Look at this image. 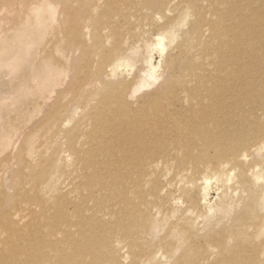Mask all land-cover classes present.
<instances>
[{
	"label": "rangeland",
	"instance_id": "rangeland-1",
	"mask_svg": "<svg viewBox=\"0 0 264 264\" xmlns=\"http://www.w3.org/2000/svg\"><path fill=\"white\" fill-rule=\"evenodd\" d=\"M13 1L15 0H0V132L2 130L7 132V146H0V160L4 154L17 156L23 152L29 161L35 160L36 162L42 155L46 157L52 153L55 154V150L57 152L63 149H66L67 154L71 156L73 152V148L70 147L71 142H75L74 148L87 150L89 147H93V141L88 140L90 136L87 137L91 128L92 132L96 130L95 120L90 112L92 108H95L100 94L106 95L105 87L103 84L94 89H85L84 86H81L79 88L81 91L75 95L73 91H69V88L71 85L76 86L84 81L83 71L85 68L97 70L102 65L112 66L115 64L118 65L115 75L109 74L107 80L127 79L132 81V88L125 91L126 102L145 99V101H150L148 107L161 105L163 108L160 113L161 117L165 113L178 109L183 113L179 117L183 121L190 119L198 121L196 115L202 118L203 114L210 113L213 118H219L223 122L222 126L216 129L211 126L210 122L209 135L217 140L215 149L210 152H200V155L195 153L189 157H187L189 154L188 139L181 137L178 133L180 123L175 125L178 144L171 143L172 151L165 152L168 156L167 159L161 158V163L152 167L159 172L157 173L159 183H167L170 187V193L167 196L165 190L160 193L158 198L161 200L163 195L166 196L171 206L172 203L176 205L177 211L170 219H162L157 216V221L153 222V226L150 225V242L147 240L146 244L153 243L151 240L157 241L165 235L169 222L173 219L178 220L182 214L193 217L191 228L200 229L203 232L215 228L220 219L222 224L228 223L229 217L234 211L237 213L246 207L248 199H243L242 195L235 191L239 185L237 182L240 175L239 167L235 170L236 173L230 176V179H228L229 176H226V172L230 171L236 159L242 154L246 155L243 165L255 161L261 163L264 159V148L260 147L264 144V132L261 130L264 128V110L256 101L259 97L258 84L262 83L260 79L264 76V65H260L258 71H255L259 63L258 60H255L253 65L248 68L246 65L250 63V60L246 57L243 60V63L246 64L243 65L244 68L241 63H228L227 59L231 57L233 49H227V47H224L225 54L216 60L213 52L206 51V47L215 34L213 31L215 30V21L219 20L217 14L210 9V0L203 1L206 8L205 17L201 19L198 26H195L194 22L191 25H183L180 30L181 37L176 40V45L171 47L168 52L157 48L152 40L160 33H164L170 22L183 21L184 14L181 13L186 7L189 9L185 0H171L172 4L169 0H155L154 4H148L147 0L81 1L85 4L83 8L85 12L80 20V29L84 28L85 30V27L90 25V31L99 30L100 44L106 42L110 46L103 50L101 46V51L97 52L98 48H94L91 37L94 34H90V31L88 33L83 31L81 39L88 44L90 54L84 57L83 51H77V57L81 60L77 69H71L68 52L63 50L61 45L54 46V50H52L51 46L56 41L53 37L57 30L46 27L42 19L39 23L36 22L35 16L37 18L38 10L31 9L25 17L22 15L14 21L8 19L11 15L16 18L14 9L31 5L29 3L20 5L28 0H16L20 3L14 5ZM75 3L79 8L78 2ZM96 4L98 5L96 6ZM192 14V21H195L196 14L193 11ZM26 17H30L31 20L26 22ZM11 20L12 22H10ZM227 22L231 24L233 21L228 19ZM223 25L226 27L225 24ZM55 26L57 27V25ZM72 26L74 24L71 21L68 28L71 29ZM75 28L78 29L77 26ZM125 33L127 36L124 35ZM73 40L77 41L76 37ZM205 42L208 44L204 45ZM117 44L119 46H115ZM177 45L181 49H176ZM27 46L30 47L29 51L26 50ZM47 48L49 50L52 48V53L48 54ZM152 59L153 61L154 59L160 60L161 63L160 69H156V72L153 71V76L149 77L147 73L151 71L149 62ZM221 66L224 67L221 69ZM237 69H244L249 76H236ZM197 75L203 76V80L198 79ZM215 80L218 81L213 83ZM246 83H254V85L250 87ZM89 90L100 94L97 97L95 95L88 96ZM248 92L249 95H247ZM53 101L55 102L52 103ZM216 102L219 103L218 106H215ZM49 103L57 105V108H49ZM84 103H86L85 106ZM223 105H226L225 108L219 107ZM114 107V103L106 105L109 110ZM141 109L143 108L141 107ZM146 110L150 111L149 108ZM111 118L112 116L107 118L105 114H102L101 129L99 130L105 134L107 132V135L102 137L101 142L97 141L96 145H102L106 141L119 145L117 141L109 142V138L118 130L122 119H126L127 116L124 115L121 120L120 117L119 122L112 121ZM62 122L66 124H62ZM159 129L164 131L161 126ZM69 131L70 134L67 133ZM96 137L98 139L97 135ZM254 137L255 141H249ZM257 140L260 141L259 148H250V145ZM204 148H207V145L202 141L200 150ZM216 150L220 152H215ZM98 151L97 158L101 156V159L98 158L99 160L105 161L111 158L108 155L109 152L105 151L102 155L103 150ZM117 152H120V149ZM70 156L67 160L60 157V154L55 156V172L60 176L55 175L54 172L49 178L47 187H50L54 194H58L59 191L69 186L63 193H66V198L71 200L68 211L73 216L74 223H76V219H81V215L93 218L88 222V225L97 224L96 220L100 217L103 221L113 219L105 215L108 207L117 208L110 198L102 205V196L105 194L95 190V196L101 197V200L95 202L92 198H85L86 192L80 194V190L76 189V186L83 180L78 179V172L70 163ZM199 156L202 158L199 159V168L209 166L210 170L206 169L209 172V174L206 173L208 175H205V171L198 175L193 174V164L190 160L192 157ZM73 160H75L74 156ZM164 165L167 168L162 169L161 167ZM4 166L3 171H0V177L4 178L6 186L8 170L19 165L13 160H8ZM212 168L214 170H211ZM88 171L86 169L85 172ZM178 175H182V180L176 179ZM193 178L196 179L195 183L191 182ZM252 178L254 187L252 191L248 192L249 195L246 192L245 196L250 198V193L256 195L253 199L254 209L264 220V170L259 171V177L253 175ZM236 182L237 184H235ZM189 189H192L194 198L184 195V191ZM81 190L83 189L81 188ZM204 193H209V201L207 200L209 203L207 202V206H205L206 203L198 205V211H192L190 209L191 202L189 205L186 200L190 198L203 202L207 199ZM210 200H213L212 203ZM83 201L86 204H81ZM208 204H211L212 210H209ZM79 209H81L80 216L77 217ZM225 211H228V215L223 213ZM27 219L28 217L24 221ZM85 224L79 222L77 225L86 226ZM77 225L73 229H78ZM216 229L219 227L217 226ZM252 231L253 229L249 228L247 233H253ZM207 237L206 233L202 234L201 242H207ZM124 242L126 241L124 240ZM214 250L211 245L207 249L208 252ZM143 257H137L133 249L130 251L127 249L123 263H132L137 259L141 261ZM143 261V264H172L174 258H168L162 253V250H158L154 255L152 254L151 258Z\"/></svg>",
	"mask_w": 264,
	"mask_h": 264
},
{
	"label": "bare ground",
	"instance_id": "bare-ground-1",
	"mask_svg": "<svg viewBox=\"0 0 264 264\" xmlns=\"http://www.w3.org/2000/svg\"><path fill=\"white\" fill-rule=\"evenodd\" d=\"M81 1L84 0H28L20 5L27 3L31 5L14 9L16 18L11 15L12 18L9 16L8 19L14 21L22 15L25 17L31 9L38 10L37 18L35 16L36 22L39 23L42 19L46 27L57 30L53 37L56 41L53 40L54 45L50 44V46L53 48L61 45L63 50L68 52L71 69H77L81 62L77 57V51H83L84 57L90 54L88 44L81 39L83 31L86 33L90 31V25H87L85 30L79 27L81 17L85 12L83 9L85 4ZM112 1L117 2L118 0ZM169 1L171 2V0ZM185 1L190 10L186 7L181 13L184 14L183 21L170 22L166 31L152 40L157 48L168 52L171 47L176 45V40L181 37L180 30L183 25H191L194 22L195 26H198L201 19L205 17L204 0ZM75 2H78L79 8L76 7ZM154 2L155 0H147L148 4H154ZM15 3L20 2L15 0L13 5ZM210 9L217 14L219 20L215 21L213 39L209 44L208 42L204 43V45L208 44L207 49L205 48L206 51L213 52L216 60L225 54L224 47L233 49L231 57L227 59L228 63H241L243 67L246 65L243 63L244 57H246L250 60V63L246 65L249 68L255 60H258V67L256 66L255 69L258 71L259 66L264 65V0H210ZM192 11L195 12L197 21H192ZM228 19L233 22L229 24ZM30 20V17H26V22ZM71 21L74 26L69 29ZM76 26L78 29L75 28ZM98 31L97 29L90 31V34H94L91 37L94 48H98L97 52L101 51V46L102 50L110 46L106 42L100 44L101 35ZM124 35L127 36L126 33ZM75 37L77 41L73 40ZM115 46H119V44ZM177 48L181 49L178 45ZM29 49L30 47L27 46L26 50L29 51ZM51 49L46 52L52 53ZM57 61L62 62L60 59ZM149 63L151 71H148L147 75L152 77L153 71L156 72L161 62L152 59ZM117 67L118 65L114 64L112 66L102 65L97 70L85 68L83 71L84 81L81 82L83 85L79 83V85L68 87L74 95L81 91L79 89L81 86H84L85 89H94L103 84L105 87L106 95H101L93 90H89L88 94V96L95 95V97L100 94L95 108H92L90 112L95 120L96 130L92 132L91 128L87 133V137L90 136L88 140L93 141V147L91 146L87 150L74 148L75 142H69L70 147L73 148V155H68L66 149L57 152L55 150V154L52 153L46 157L42 155L36 162L35 160L29 161L23 152L17 156L7 154L2 156L0 171H3L8 160L15 161L19 166L8 170L6 186L4 178L0 177V264H124L123 259L127 249L129 251L133 249L137 257L144 256L141 261L137 259L127 264H143V260L151 258L152 254L154 255L158 250H162L166 257L174 258L172 264H264V220L254 209L253 199L256 195L250 193V198L245 196L246 192L248 194L254 187L252 176L259 177V171L264 170V159L261 163L255 161L243 165L246 160L245 154L240 155L230 171L226 172V176H229L228 179H230V176L234 175L235 170L239 167L240 175L237 181L239 185L235 191L241 194L243 199H248L243 210L237 213L234 211L232 216L230 215L228 223L222 224L220 219L215 228L211 227L213 229L203 232L200 229H192L191 223L193 224L194 218L182 214L178 220L173 219L169 222L165 235L157 241L151 240L153 243L146 244L147 240L150 242V225L153 226V222L157 221V216L162 219H170L177 211L176 205L172 203L171 206L166 197L170 193L169 185L159 183L157 178L159 172L154 169L156 164L161 163V158L167 159L168 156L165 152L172 151L171 143L178 144L175 125L180 123L178 133L181 137L188 139L189 154L187 157H189L195 153L200 155V152H210L215 149L217 140L209 135L210 122L214 129L222 126L223 122L219 118H213L210 113L203 114L202 118L196 115L198 121L194 119L183 121L179 118L183 113L178 109L165 113L161 117L160 113L163 111L161 105L148 107L150 101H145V99L126 102L125 91L132 88V81L127 79L107 80L109 74L115 75ZM241 75L249 76L244 69H237L236 76ZM197 78L203 80L201 75H197ZM214 78L223 79L221 77ZM260 80L262 83L258 84L259 97L256 101L264 110V76ZM217 81L215 80L213 83ZM246 85L251 87L254 83H246ZM110 103L115 104L111 110L106 108V105ZM85 105L86 103H84ZM218 105L219 103L216 102L215 106ZM225 106L219 107L225 108ZM48 107L56 109L57 105L49 103ZM148 108L150 111L146 110ZM102 114H105L107 118L112 116L111 120L118 122L120 117L121 120L124 115L127 116L126 119H122L118 130L109 138V142L117 141L118 146L107 141L102 145H96L97 141L101 142L102 137L107 135V132L105 134L99 130L101 129ZM62 124L66 123L62 122ZM160 126L164 128V131L159 129ZM261 130L264 132V128ZM253 140L255 141V137L249 141ZM202 141L206 143L207 148L200 150ZM259 144L260 141L257 140L250 145V148H259ZM209 145L211 146L209 147ZM0 146H7L5 130L0 132ZM260 147L264 148V144ZM118 149L120 152H117ZM98 150H103L102 155L105 151L109 152L107 154L111 158L104 159L105 161L99 160L98 158L101 159V156L97 158ZM215 152L220 151L216 150ZM59 154L64 160L71 157L70 163L77 170L78 179L83 180L81 185L76 186V189L80 190V194L86 192L85 198H92L96 202V200H101L100 196L94 194V191L98 190L103 195L105 194L102 196V205L109 198L116 204V209L108 207L105 211V215L113 219L103 221L100 217L96 220L97 224L88 225V222L93 218L81 215V219H76V223H74L73 216L68 211L71 200L66 198V193H63L69 186L59 191L58 194H54L51 188L47 187L49 178L55 172V156ZM73 156L75 160H73ZM199 159L202 158L200 156L192 157L190 160L193 164V174L198 175L205 171V175H208L209 172L206 169H209V166L200 169ZM259 166L261 167L259 168ZM214 167L221 168L220 166ZM161 168L165 169L167 166L164 165ZM86 169L89 170L87 173ZM57 174L55 172V175ZM181 178L182 175L176 176L179 181ZM195 181V178L191 179L192 183ZM165 190L167 194L163 195L160 200L158 197ZM204 194L207 199H204L203 202L190 198L186 200L189 205L191 202L190 209L192 211H198V205L203 203H206L205 206H207L209 193ZM184 195L194 198L192 189L185 190ZM81 204H86V202L83 201ZM208 208L212 210L211 204H208ZM80 210L77 211V217L80 216ZM223 213L228 215V211ZM26 217L28 219L24 221ZM79 222L86 223V226H78ZM114 223L115 225H113ZM75 225L78 229H73ZM217 226L219 229H216ZM249 228L253 229V233H247ZM205 233L208 235L207 242L202 243L200 237ZM124 240L126 242L123 243ZM210 245L215 250L208 252L207 249Z\"/></svg>",
	"mask_w": 264,
	"mask_h": 264
}]
</instances>
